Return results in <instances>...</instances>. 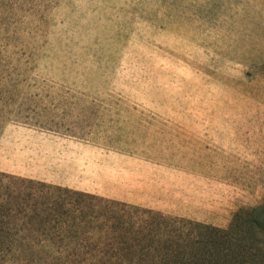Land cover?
Listing matches in <instances>:
<instances>
[{
	"label": "rangeland",
	"instance_id": "1",
	"mask_svg": "<svg viewBox=\"0 0 264 264\" xmlns=\"http://www.w3.org/2000/svg\"><path fill=\"white\" fill-rule=\"evenodd\" d=\"M241 9L246 0H0V197L23 196L25 181L60 187L1 169L14 132L134 159L149 199L170 210L55 193L114 234L66 247L113 245L105 264L218 262L205 242L264 200V61L232 59L251 56L233 52L238 39L264 38V13Z\"/></svg>",
	"mask_w": 264,
	"mask_h": 264
},
{
	"label": "trees",
	"instance_id": "2",
	"mask_svg": "<svg viewBox=\"0 0 264 264\" xmlns=\"http://www.w3.org/2000/svg\"><path fill=\"white\" fill-rule=\"evenodd\" d=\"M23 183V196L0 197V264H105V259L116 260L118 251L113 245L108 250L98 246L66 247L71 244L103 243L106 237L113 239L114 234L99 232L93 225L97 218H84V211L80 213L82 208L79 206L74 208L77 210L75 212L70 207L71 198L52 196L57 193L109 201L35 181ZM35 188L43 189L48 196H36ZM53 204L63 206V211L56 213ZM123 207L129 208L126 205ZM92 225L95 229H92ZM202 228L206 235L220 232L209 226ZM55 242L65 247H48ZM212 242L208 239L202 250H205L206 258L214 256L219 259L213 264H264V200L258 206L236 212L229 228L222 234V241L217 245H212ZM179 255L173 258L174 261L163 264H186V254ZM197 258L196 253V256L189 258L193 260H189L188 264H196Z\"/></svg>",
	"mask_w": 264,
	"mask_h": 264
},
{
	"label": "crops",
	"instance_id": "3",
	"mask_svg": "<svg viewBox=\"0 0 264 264\" xmlns=\"http://www.w3.org/2000/svg\"><path fill=\"white\" fill-rule=\"evenodd\" d=\"M246 6L247 9L241 10L264 13V0H246ZM240 34L245 35L243 32ZM209 45L201 44L203 48ZM235 47L234 53L251 56L232 59L264 61V38L256 39L254 32H250L246 40L238 39ZM70 148L65 149V143L60 145L58 139L50 135L32 131L14 132L13 136L8 134L2 142L1 151L6 154L7 160L1 162V169L142 208L170 210L167 202L163 204L160 200L149 199L154 193L147 183L150 174L140 172L136 160L120 155L106 156L89 148L83 149L82 144L75 142H70Z\"/></svg>",
	"mask_w": 264,
	"mask_h": 264
}]
</instances>
